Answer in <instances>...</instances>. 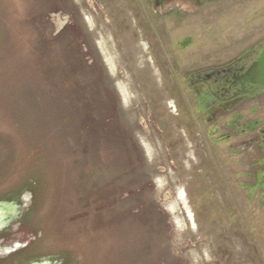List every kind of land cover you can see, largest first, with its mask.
I'll return each instance as SVG.
<instances>
[{
	"label": "rangeland",
	"instance_id": "rangeland-1",
	"mask_svg": "<svg viewBox=\"0 0 264 264\" xmlns=\"http://www.w3.org/2000/svg\"><path fill=\"white\" fill-rule=\"evenodd\" d=\"M185 4L0 0V264H264V92L212 123L188 77L264 0Z\"/></svg>",
	"mask_w": 264,
	"mask_h": 264
},
{
	"label": "flooded vegetation",
	"instance_id": "flooded-vegetation-1",
	"mask_svg": "<svg viewBox=\"0 0 264 264\" xmlns=\"http://www.w3.org/2000/svg\"><path fill=\"white\" fill-rule=\"evenodd\" d=\"M154 1L158 9H160V6L164 9L165 7L174 5L175 7H182L184 10H190L188 9L190 5L186 6V2L197 3V5L201 6L206 3L220 0ZM263 47L264 40L239 54V56L230 63L213 69L208 67L207 69L205 68L195 73L192 71V73L189 74V85L199 95L200 102L203 104V112L209 122L215 123L218 117L231 111L238 113L236 111H238L243 103L250 101L254 102V100L264 92V86H254L251 89L248 84H245L243 88L240 84L242 75L258 57ZM260 132L263 138L261 146L264 148V130Z\"/></svg>",
	"mask_w": 264,
	"mask_h": 264
},
{
	"label": "water",
	"instance_id": "water-1",
	"mask_svg": "<svg viewBox=\"0 0 264 264\" xmlns=\"http://www.w3.org/2000/svg\"><path fill=\"white\" fill-rule=\"evenodd\" d=\"M240 80L242 88L245 84L250 85L251 89L254 86H264V47L258 57L247 68ZM18 212L19 211H17L14 206L0 204V230L7 227L13 220L18 219Z\"/></svg>",
	"mask_w": 264,
	"mask_h": 264
},
{
	"label": "bare ground",
	"instance_id": "bare-ground-1",
	"mask_svg": "<svg viewBox=\"0 0 264 264\" xmlns=\"http://www.w3.org/2000/svg\"><path fill=\"white\" fill-rule=\"evenodd\" d=\"M108 58V57H107ZM181 195V194H180Z\"/></svg>",
	"mask_w": 264,
	"mask_h": 264
}]
</instances>
